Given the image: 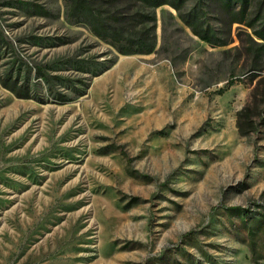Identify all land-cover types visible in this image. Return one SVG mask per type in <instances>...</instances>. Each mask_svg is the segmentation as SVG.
Listing matches in <instances>:
<instances>
[{"label": "rangeland", "instance_id": "rangeland-1", "mask_svg": "<svg viewBox=\"0 0 264 264\" xmlns=\"http://www.w3.org/2000/svg\"><path fill=\"white\" fill-rule=\"evenodd\" d=\"M87 1L153 52L0 0V264H264V0Z\"/></svg>", "mask_w": 264, "mask_h": 264}, {"label": "trees", "instance_id": "trees-1", "mask_svg": "<svg viewBox=\"0 0 264 264\" xmlns=\"http://www.w3.org/2000/svg\"><path fill=\"white\" fill-rule=\"evenodd\" d=\"M142 4L145 9L151 8L155 9L163 5H170L172 2L168 0H129ZM250 0H220L222 7L228 10L233 5H237L239 10L235 13L237 23H244L245 13H247L249 8ZM175 7V6H174ZM175 9H178L175 7ZM69 10L71 16L76 17L80 22L86 23L91 31L100 39L109 40L113 46L116 47L117 51L121 54H140L149 55L153 52L156 46V37L154 33V22L152 26H142L135 32H133V27L128 28L125 25V20L123 18L119 19V16L115 15L110 21H106L100 14L96 12L90 6L87 0H70ZM261 23L262 28L254 32L255 37L258 40L264 41V8L261 12ZM186 21L184 18H181ZM131 30V31H130ZM192 31L204 42L210 45H216L211 42L209 36H204L200 34L194 28ZM258 44V53L264 54V43ZM238 131L244 134V129L241 125L240 118L237 124ZM239 210V209H233ZM241 218H246L247 215L244 213L240 214ZM251 224L248 226V248L249 251L255 255L258 247L260 228L264 226V220H256L255 218H250ZM255 222V223H254Z\"/></svg>", "mask_w": 264, "mask_h": 264}]
</instances>
